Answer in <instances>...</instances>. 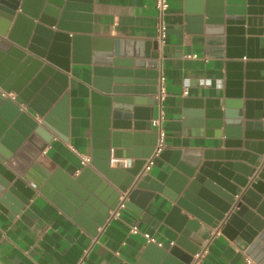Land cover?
<instances>
[{
  "label": "water",
  "instance_id": "obj_1",
  "mask_svg": "<svg viewBox=\"0 0 264 264\" xmlns=\"http://www.w3.org/2000/svg\"><path fill=\"white\" fill-rule=\"evenodd\" d=\"M92 2L0 0V197L11 194L26 204L35 191L51 198L52 188L60 190L75 207L85 209L86 201L98 211L94 223L82 224L94 235L120 193L130 208L146 206L157 193L172 203L165 223L178 238L169 250L148 243L145 254L152 264H190L210 238L206 229H219L247 257L264 264V63L252 61L264 58V0H187L188 12L199 15L196 22L206 17V32L225 35L227 61L222 95L183 99V123L203 130L206 138H224V149H164L159 158L173 170L163 183L141 173L158 138L152 120L159 101L150 99L158 91V44L93 37ZM257 46L260 55L252 51ZM165 52L164 47L163 57ZM244 57V63L231 61ZM71 65L92 66L90 164L75 179L38 165L17 177L7 164L33 136L48 140L44 127L67 141ZM131 125L147 133L126 132ZM141 143L147 147H138ZM121 159L133 161L125 170L119 162L111 167Z\"/></svg>",
  "mask_w": 264,
  "mask_h": 264
},
{
  "label": "crops",
  "instance_id": "obj_2",
  "mask_svg": "<svg viewBox=\"0 0 264 264\" xmlns=\"http://www.w3.org/2000/svg\"><path fill=\"white\" fill-rule=\"evenodd\" d=\"M186 2L169 0L165 17L166 39L161 45L157 40L154 0H93L92 36L157 43L158 77H164L168 96L154 107L153 120L163 116L161 126L165 134V149L222 150L224 138H206L203 130L198 132L193 126L183 123V99H209L222 95L227 61L224 56L225 35L206 32V17L202 16L201 22H196L199 15L188 12ZM243 37L248 38L247 35ZM164 47L165 57L162 56ZM240 47L245 50V46H236L238 49ZM252 51L260 55L262 48L253 47ZM231 61L244 63L246 59ZM252 61L264 63V58ZM66 76V92L69 93L67 141L48 129L44 130L50 137L48 140L33 136L7 164V168L17 177L21 178L34 165H38L50 174L61 171L63 176L75 179L84 168L81 157H91L89 96L92 66L71 65ZM212 83L215 88L211 87ZM139 97L147 99L151 96L141 94ZM20 108L24 111L23 106ZM139 122L145 123L144 120ZM126 132L147 133L140 128L135 130L132 125ZM137 146L141 149L147 147L145 143ZM261 159L262 166L264 153ZM128 161L132 162L133 159L114 160L111 167L120 162L121 169L125 170L129 166H124V163ZM172 170L169 163L158 157L143 175L163 183ZM91 172L113 192H118V188L98 171L92 168ZM124 181L123 178L119 183L122 185ZM57 182L62 183L61 179H57ZM52 190L54 194L51 198L35 191L26 204L11 194L0 197V264H152L151 256L145 254L148 243L143 234L150 235L161 244L159 247L166 250L178 238L175 230L165 223L172 203L157 193L144 207L136 204L131 208L124 207L113 216H110L111 210L109 218L92 235L82 224L84 221L94 223L98 211L87 205L86 201L83 202L85 209L82 206L75 207L70 197L60 190ZM90 195L104 204L99 197ZM121 197L123 193H120L118 202ZM74 207L76 210L71 213ZM189 218L192 219L191 216ZM134 225L138 228V234L130 231ZM205 231L210 238L205 240V246L202 247L200 264H249L246 259L251 264H257L246 256L235 240L221 234L219 229Z\"/></svg>",
  "mask_w": 264,
  "mask_h": 264
},
{
  "label": "built area",
  "instance_id": "obj_3",
  "mask_svg": "<svg viewBox=\"0 0 264 264\" xmlns=\"http://www.w3.org/2000/svg\"><path fill=\"white\" fill-rule=\"evenodd\" d=\"M154 6L157 10V24H156L157 40L161 45H163L166 39L167 25H166L165 17L167 14V10L169 8V0H154ZM167 96H168V92L166 91V87H165V79L162 75H160L158 77V91L156 94V99H158V101H162ZM7 97H11V99H13L15 96L11 93V94H8ZM162 121H163V116L161 115L158 119H155L152 122V126L153 128H155V131L158 134V138H157V142H156V145L154 147V150L151 156L145 160V163L141 170L142 174H144L153 165L154 159L158 158L159 155L162 153V151L165 149V146H164L165 134L161 126ZM90 161H91V158L89 156L81 157V165L83 167L88 166L90 164ZM129 163L130 161L125 162L124 166H129ZM125 201H126V194L123 193V197H121V199L119 200L116 208L111 211L112 213L110 216L118 214V211L125 207L124 205ZM130 231L132 234L139 233L136 225H134ZM143 236L146 239L147 243H155L158 246H161V244L157 243L155 239L152 238L150 235L144 233ZM201 252H202V248L199 253L193 256V260L190 264H200V262L202 261ZM246 261L249 264H251V261L249 259H246Z\"/></svg>",
  "mask_w": 264,
  "mask_h": 264
},
{
  "label": "bare ground",
  "instance_id": "obj_4",
  "mask_svg": "<svg viewBox=\"0 0 264 264\" xmlns=\"http://www.w3.org/2000/svg\"><path fill=\"white\" fill-rule=\"evenodd\" d=\"M0 91H1V90H0ZM2 94H3L5 97H7V95H8V94H6V93H4V92H2ZM10 94H11V93H10ZM12 94L15 96L14 93H12ZM7 98H11V97H7ZM14 98H15V97H14ZM14 98H13V99H14ZM13 99H12V100H13ZM37 123L39 124V122H37ZM45 129H47V128L44 127V129H43V134H44V137L47 138V134L44 133V130H45Z\"/></svg>",
  "mask_w": 264,
  "mask_h": 264
}]
</instances>
